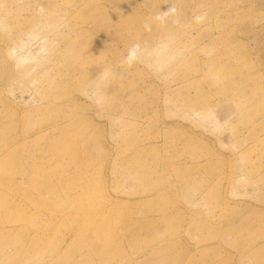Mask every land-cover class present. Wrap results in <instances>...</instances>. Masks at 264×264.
Masks as SVG:
<instances>
[{
  "label": "rangeland",
  "instance_id": "obj_1",
  "mask_svg": "<svg viewBox=\"0 0 264 264\" xmlns=\"http://www.w3.org/2000/svg\"><path fill=\"white\" fill-rule=\"evenodd\" d=\"M0 264H264V0H0Z\"/></svg>",
  "mask_w": 264,
  "mask_h": 264
},
{
  "label": "clouds",
  "instance_id": "obj_2",
  "mask_svg": "<svg viewBox=\"0 0 264 264\" xmlns=\"http://www.w3.org/2000/svg\"><path fill=\"white\" fill-rule=\"evenodd\" d=\"M168 11H174V9L170 8ZM156 18L160 19V16H157ZM203 18H204L203 15H200V16L196 17V20L199 22V21L203 20ZM139 47H140L139 44H135L129 49L128 57H127V62L128 63H131V62H133L136 59V52L139 49Z\"/></svg>",
  "mask_w": 264,
  "mask_h": 264
}]
</instances>
